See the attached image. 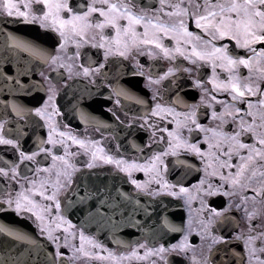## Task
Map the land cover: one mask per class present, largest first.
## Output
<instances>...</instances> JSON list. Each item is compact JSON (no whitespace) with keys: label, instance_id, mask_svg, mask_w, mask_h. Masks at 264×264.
<instances>
[{"label":"snow or ice","instance_id":"1","mask_svg":"<svg viewBox=\"0 0 264 264\" xmlns=\"http://www.w3.org/2000/svg\"><path fill=\"white\" fill-rule=\"evenodd\" d=\"M165 16L174 19L166 20ZM21 21L25 25H38L44 31L21 36L5 30L4 62L7 63L9 55L18 56L22 50L42 61L39 67H47L48 74L40 71V79H30L37 66L25 61L21 67L19 60L15 76L0 72V77L8 82L0 96V146L14 156L7 161L8 167H0V183L5 192L11 189V193H0V200L18 213H34L41 234L48 237L55 250L49 251L44 241L0 223V233L15 237V241L0 237V249L6 250L0 255V264H74L79 258L77 254L111 260L115 264H124L125 260L172 264L173 257H187L184 264L189 261L191 264H264V0H176L175 3L170 0H0V24ZM190 23L195 24L196 30H190ZM138 26H142V32ZM92 29L98 31L89 38ZM105 29L112 35L105 34ZM53 33L58 34L56 39L52 38ZM165 37L174 41L171 47L163 43ZM48 44L52 47H46ZM70 44L75 47L69 48ZM85 45L97 49L96 59L87 48L82 51ZM140 45L155 46L159 51L147 49L151 55L162 54L177 61L176 66H169L163 72L146 75L147 86L156 85L151 103L135 91L140 87L135 80L119 82L121 70L128 75L123 65L113 69L112 77L106 70V65L119 64L112 58L126 57ZM240 50L246 51L240 54ZM82 56L87 58L84 63L80 62ZM178 56L191 61L197 72L204 64H211L212 74L206 77L211 88L205 87V80L196 77H191L192 83L187 84L189 88L200 89L201 95L195 103H189L181 95L183 89L177 73L181 76L192 73L193 68H182ZM137 64L140 75H144V65L138 61ZM217 67L226 70V79L219 78ZM62 68L69 76L91 77V83H96L99 77H104L99 81L101 85L109 78L114 80L107 85L112 89L109 94L112 106L104 104L99 109L113 124L91 117L85 108L77 109L85 123L91 121L103 126L100 140L107 135L114 142L109 149L100 140L62 131L56 123L55 117L61 112L55 84L65 75ZM245 70L247 75L242 76L241 71ZM162 90L169 95L170 102H159ZM40 92L45 95L41 96ZM120 98L137 101L143 106L142 115L132 114L131 108L124 111ZM93 100L92 95L81 94L76 103L91 104ZM202 105L212 109L211 120L219 124L208 126L200 122ZM180 107L186 111H178ZM169 118L175 127H161ZM13 123L15 128L9 127ZM45 127L46 139L39 135ZM142 132L147 135H141ZM201 135L207 148L197 139ZM26 138L35 140L31 150L24 148ZM69 142L87 153L80 163L71 159L79 152H70ZM128 144L139 156L128 157L122 152ZM57 145L63 146L60 154H57ZM161 146L162 151L155 150ZM49 156L52 164L46 163ZM196 157L203 161L202 169L193 163ZM234 158L239 163L234 164ZM26 161L34 166L33 179L21 176L26 170ZM105 165L113 167L105 171ZM201 170L208 178L201 176L195 185L186 186V178L193 171ZM135 171H142L147 179L132 178ZM167 176H173L174 180L170 181ZM128 180L135 186L137 195L143 192L149 198L155 197L152 204L142 205L136 196L119 187ZM153 182L159 187H152ZM49 185L50 189L46 187ZM37 193L50 203L39 204L34 198ZM221 194L229 199L217 202ZM168 197L183 198L184 204ZM62 200L65 211H79L86 218H110L115 212L123 216L128 211L127 202L131 201L133 211L143 207L148 213L144 223L149 227L145 232L156 246H149L146 240L118 255L110 249L106 255L94 251L104 246L87 236L83 229L72 231L75 227L72 220L59 211ZM193 201H198L195 220ZM105 206L109 212L104 211ZM170 206H187V220L182 216L179 223L172 219L175 213L170 212ZM241 207L247 225L232 231L229 227L235 220L232 212ZM52 209L57 210L56 215L49 219ZM254 217L261 222H254ZM56 229H63L60 236L54 234ZM167 232L183 235L175 243H157ZM193 233L201 241L199 255L196 254L198 246L189 240ZM77 235L78 247L70 244ZM22 241L36 247L9 255L17 242ZM61 243L70 244V258L60 250ZM238 243L243 245L240 250L232 246ZM153 256L157 259H152Z\"/></svg>","mask_w":264,"mask_h":264},{"label":"flooded vegetation","instance_id":"2","mask_svg":"<svg viewBox=\"0 0 264 264\" xmlns=\"http://www.w3.org/2000/svg\"><path fill=\"white\" fill-rule=\"evenodd\" d=\"M176 0H170V3H175ZM186 2V0H185ZM153 6H156L155 3H153ZM164 19H174L172 17L165 16ZM22 23H11V24H0V72H8V75H16V68L17 63L16 61H21V67H23V63L27 61L29 65H36L38 63L42 64V61H40L37 58L31 57L29 53L23 52L21 50L20 54L18 56L15 55H9L7 59V63L4 62V57L6 53L3 50V45L6 40L5 36V30L12 31L18 35L26 36L25 30L26 27L19 26ZM38 26V25H37ZM190 30H196V26L194 23L189 24ZM33 31V30H31ZM98 31L95 29L89 30L88 36L91 38L93 32ZM138 31L142 32V26H138ZM105 34L112 35L111 32L108 31V29H105ZM32 36V35H30ZM58 34L53 33L52 38L56 39ZM94 43H98V41H94ZM163 43L165 46L171 47L174 44V41L171 40V37H165L163 38ZM75 45H69V48H74ZM153 48V51H159L155 48V46L152 45H140L137 48H135L132 52H130L126 57H115L112 59H116L119 61L118 65H106V70L109 71V76L112 77L115 75V72L113 71L114 68L119 67V65H123L124 69L127 70L128 75H125V72L121 70L119 75V82L121 84H125L128 80L132 79L138 82L139 89L135 90L138 95L142 98H146L151 103V97L153 96V89L156 87V85H152L151 87H148V82L146 81V75L147 74H153L160 73L165 71L169 66H176L177 61H171L170 59L164 57L162 54L160 55H151L148 52V48ZM84 48H87L89 50L90 55L93 59L97 58V49L92 48L91 46L85 45L82 47V51ZM102 52V50H100ZM246 50H240V54H243ZM55 54V53H53ZM251 55V53H248ZM70 55V53H69ZM86 57H81L80 62L84 63ZM102 59V57H101ZM137 61L139 64L144 65L142 71L144 75H140L141 69H139V66L137 64ZM178 61L180 62V66L182 68H193L192 73H187L184 75H180V73H177V76L180 78L181 81V88L183 91L181 92L182 97L187 100L189 103H195L199 96L201 95L200 89L196 87L189 88L187 87V84L192 83L191 77H196L198 79L205 80V87L211 88L210 82L206 80V77L212 74L211 64H204L199 72L196 71L195 65L189 60H187L186 57H179ZM73 61L70 59L69 63H72ZM85 66H88L85 64ZM11 68V71H8V69ZM43 71L46 75L48 74V68L47 67H37V71L33 74V76L30 79H40L39 72ZM61 71H65L63 68ZM216 72L220 79H226L227 73L226 70H222L219 67H217ZM133 73L135 75H133ZM242 76H246L247 72L241 71ZM104 77H99L96 83H91V77H85L83 75L81 76H75L74 74L69 76L66 71L65 75L60 79L59 82H56L55 87L59 90V95L57 96V104L60 105V112L61 115L56 116L55 120L56 123L60 126L62 131H71L72 134L80 136L82 138H90V139H96L100 140V136L104 134V128L103 126L99 124H94L93 122L85 123L83 120L80 119V112L77 110L78 108H85L88 112V114L91 117H95L97 120L103 121L105 124H113V121L109 120L102 111H100V106L106 104V106L111 107V99L109 94L112 93V89H109L107 87L108 84L114 83V80L109 78L103 85L100 84V80H103ZM64 80H67L68 83L65 84ZM25 82H28L27 80ZM8 83L4 81L3 77H0V89L4 88V85ZM165 89H167V84L165 83ZM97 92L100 93V95H97ZM3 93H0V96H2ZM81 94H90L94 97V100L91 102V104H77L76 98L77 96ZM40 95L43 96L45 93L40 92ZM221 95H226L221 94ZM121 99V107L124 111H128L129 108L132 109V114L136 116L142 115V109L143 106L139 105L137 101L135 100H126L124 98ZM160 103H167L170 102L169 95L165 94V92L162 90L161 97L159 98ZM124 105H127V107H123ZM220 106H216V110L219 111ZM178 111H186L183 107L178 108ZM211 108H208L205 105L201 106V112L199 114V119L201 123H204L208 126H212L214 123L219 124V121H212L211 120ZM119 114V113H118ZM149 115H151L149 110ZM151 122V121H149ZM64 125H67L68 127L65 128ZM167 126V127H175V125L172 123V119L169 118L168 121L163 122L161 127ZM9 127L15 128V123L9 125ZM95 129H98V132L95 131ZM231 130V129H227ZM48 129L45 127L44 129H41L39 131V135L43 136L46 139ZM109 133L112 132V129L109 128ZM141 135H147V132H142ZM161 135H164L167 137L166 133L161 132ZM197 139L201 140V146L204 148H207V144L203 141L202 135L197 136ZM246 142H252L249 140H246ZM35 143L34 139L26 138V142L24 143L25 150H31L30 146ZM100 143L103 144L104 148L107 150L113 145V141L108 139V136L105 135L104 140H100ZM49 145H45V147H48ZM166 146V144L164 145ZM59 149V152L57 154H60V152H63V146L57 145L56 146ZM156 151H162L163 146L157 147L155 149ZM69 151L72 153L79 152L78 155H74L71 157V159L76 162L80 163L82 159H84L87 156V153L83 152V150L78 149V146L72 145L69 142ZM122 152L126 153L128 157H131L133 155L139 156V153L136 152L131 148V145L128 144L125 149H122ZM43 155V154H41ZM150 155V153H149ZM191 155V154H189ZM13 153L10 152L7 148L0 146V167H8L7 161L10 159H13ZM47 164H52V159L49 156V159L46 161ZM59 163V162H57ZM193 163H196L198 167L202 169L203 167V161H200L199 157H196L193 160ZM233 163H239V161L234 158ZM26 170L22 171L21 176H26L28 179H33V171L34 166L27 161L25 162ZM112 165H105L104 170L108 171L111 169ZM27 169H32L31 171ZM232 171H235V169H232ZM47 175V174H42ZM122 176H126V174L121 173ZM201 176H205L207 179L208 177L205 175V173L201 170L199 172L193 171L187 178H186V186L195 185L196 182L199 180ZM53 178H54V172H53ZM132 178L139 179V180H146L147 176L142 171H135L133 172ZM167 178L171 181L174 180L173 176H167ZM217 183H219V178H214ZM152 187H159V185L155 184V182L152 183ZM225 188H227V184L224 185ZM17 190H19V185L16 186ZM25 187H28L25 185ZM50 189V185L46 186ZM119 187L125 191L129 192L132 195L136 196V199H139L141 201L142 205L148 206L149 203H152L153 200H155V197L149 198L147 197L143 192H140L139 195L136 194L135 186L131 184L130 180L127 182H121L119 184ZM195 191V189H193ZM0 193L7 194L11 193V189H8L7 192H5L3 183H0ZM14 194V193H12ZM34 198L38 201L39 204H47L50 203V201H46L43 197H40L39 194H34ZM119 199V197H117ZM169 200L176 201L179 200L180 204L183 205L184 201L183 198L180 197H168ZM228 200V197H223L222 194L217 197V202L220 200ZM239 201H234V203H238ZM0 203L6 205V203L3 200H0ZM64 201L62 200V208L59 210L61 215L67 216L69 219L72 220L73 225L75 226L72 231H77L79 229H83L84 233L87 236H91L96 242L99 244H102L104 247L96 248L94 251H102L107 254V250H112L114 254H119L121 252H129L131 251L132 247H135L138 243L142 244L146 240L149 241V246L155 247L156 245L151 243L150 237L147 233H144L143 231H138L137 226L140 223H143L145 219L148 216V213L145 212L143 207H136L135 211H133L134 205L131 201L127 202V208L128 211H126L123 216L119 212H115L114 215H110L109 217H92V218H86L82 219V221L79 222V219H75L72 217V215L65 211L63 208ZM198 201H193L191 204L192 208V215L193 219L195 220L197 217L195 215V210L197 208ZM7 206V205H6ZM138 209H140V213H138ZM12 210L18 215L19 217L26 219L29 221L33 227H35L37 233L40 237L45 238L48 241V237L46 235H42L41 231L39 229V222L37 221L34 213H18L14 208ZM56 209H52L51 213L49 215V219H51L53 216L56 215ZM105 212H109V209L107 206L104 208ZM249 211H251V206L249 207ZM129 212L132 214L129 215ZM170 212L175 213V215L172 217L177 223H179V219L182 216L184 220H187L188 217V207H180V206H170ZM233 217L235 220L229 225V227L232 229V231H239L240 229L244 228L247 225V219L245 217L244 209L241 207L240 209H234L232 212ZM154 219V218H153ZM254 222L260 223V220H256V218H253ZM236 221H239V225L237 226ZM148 225V224H147ZM149 226V225H148ZM195 226V225H193ZM54 227V224H53ZM152 227H155V225H152ZM63 229H56L55 235L60 236ZM183 233H173V232H167L164 234L163 239H158L157 243H165L167 241L168 243H175L177 240L180 239V236H182ZM8 239V238H7ZM189 240L191 243L197 245V252L196 254H200V244L201 241L199 239V235L197 233H193L189 236ZM79 237L77 235L75 240H71V243H75L77 247L79 246ZM49 242V241H48ZM207 241H205L206 243ZM50 244V242L48 243ZM70 244L64 245L61 243V251L65 252L66 258H70L72 253L70 251ZM51 245V244H50ZM125 245H128V247H125ZM233 247H236L238 250L243 248L242 243L233 244ZM21 245H16V248L13 249V256L18 252L17 248H20ZM34 247H36L34 245ZM53 251L55 250V246L51 245ZM90 247V246H86ZM22 248V247H21ZM23 250H25V246L23 245ZM6 252L4 249H0V255H3ZM10 255V254H9ZM78 259L75 260L74 264H115V262L111 260H97L94 257H87L83 255H79ZM191 255V253L189 254ZM152 259H157L156 257H152ZM216 259H219V254L216 255ZM188 260L187 257H173L172 258V264H184V261ZM124 264H148L147 261H139V260H125ZM189 264L191 262L189 261Z\"/></svg>","mask_w":264,"mask_h":264},{"label":"water","instance_id":"3","mask_svg":"<svg viewBox=\"0 0 264 264\" xmlns=\"http://www.w3.org/2000/svg\"><path fill=\"white\" fill-rule=\"evenodd\" d=\"M19 26L26 27V30H25L26 36L36 34V32L38 30L44 31V30L38 29V26H36V25H25L23 22ZM31 30H33V31L31 32ZM46 47L51 48L52 45L48 44V45H46ZM39 65H41V64L38 63L37 67H39ZM0 93H4V88L0 89ZM73 199H75V197H73ZM149 204H152V203H149ZM152 206L155 207V205H152ZM137 212L140 213V209H138ZM69 213L75 219H79V220L85 219L84 214L82 212L70 210ZM0 223H4V224L8 225L9 227L16 229V230H19V231H21L27 235L34 236L39 241H44L45 245L48 246V250L52 251V248H50V246L47 244V242L45 240H43L42 238H40L36 234L34 228L32 227V225L28 221L19 218L17 215H15L13 210L11 211L10 208L6 207L3 204H0ZM148 227L149 226L143 222V223L138 224L137 230L143 231L144 233H146L145 229H147ZM0 237H7L8 240L15 241V237L7 236V234H5V233H0ZM18 244H20L22 248L21 247L17 248L18 252L15 255H18L20 252H27V251L35 248L34 245H31L26 241L17 242V246H18ZM23 245L25 246V250H23ZM10 255H13V254H10ZM25 258L26 257H21V259H25Z\"/></svg>","mask_w":264,"mask_h":264}]
</instances>
